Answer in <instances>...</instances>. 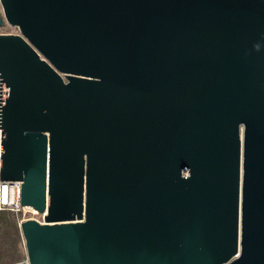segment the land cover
<instances>
[{"label": "water", "instance_id": "1", "mask_svg": "<svg viewBox=\"0 0 264 264\" xmlns=\"http://www.w3.org/2000/svg\"><path fill=\"white\" fill-rule=\"evenodd\" d=\"M0 1L30 264H264V0Z\"/></svg>", "mask_w": 264, "mask_h": 264}, {"label": "rangeland", "instance_id": "2", "mask_svg": "<svg viewBox=\"0 0 264 264\" xmlns=\"http://www.w3.org/2000/svg\"><path fill=\"white\" fill-rule=\"evenodd\" d=\"M0 15L4 18L3 24L0 25V34L21 33L18 26L6 20L1 1ZM26 258L25 240L16 216L11 212L0 210V264H24Z\"/></svg>", "mask_w": 264, "mask_h": 264}, {"label": "built area", "instance_id": "3", "mask_svg": "<svg viewBox=\"0 0 264 264\" xmlns=\"http://www.w3.org/2000/svg\"><path fill=\"white\" fill-rule=\"evenodd\" d=\"M0 177H1V134H0ZM22 180L19 179H0V210L11 212L16 216L18 224L26 218H36L39 221L44 220L45 213H39L36 209H30L21 204ZM29 214L28 216H25ZM24 264H30L28 257Z\"/></svg>", "mask_w": 264, "mask_h": 264}, {"label": "clouds", "instance_id": "4", "mask_svg": "<svg viewBox=\"0 0 264 264\" xmlns=\"http://www.w3.org/2000/svg\"><path fill=\"white\" fill-rule=\"evenodd\" d=\"M257 47H259V46H257Z\"/></svg>", "mask_w": 264, "mask_h": 264}]
</instances>
